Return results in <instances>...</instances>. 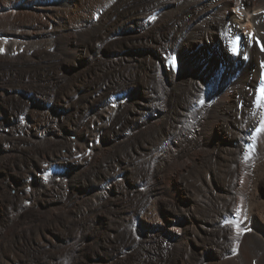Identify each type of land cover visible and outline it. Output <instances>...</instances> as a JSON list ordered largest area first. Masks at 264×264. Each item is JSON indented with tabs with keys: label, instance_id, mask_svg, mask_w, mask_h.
Listing matches in <instances>:
<instances>
[{
	"label": "bare ground",
	"instance_id": "1",
	"mask_svg": "<svg viewBox=\"0 0 264 264\" xmlns=\"http://www.w3.org/2000/svg\"><path fill=\"white\" fill-rule=\"evenodd\" d=\"M251 34L264 0H0V264H264Z\"/></svg>",
	"mask_w": 264,
	"mask_h": 264
},
{
	"label": "rangeland",
	"instance_id": "2",
	"mask_svg": "<svg viewBox=\"0 0 264 264\" xmlns=\"http://www.w3.org/2000/svg\"><path fill=\"white\" fill-rule=\"evenodd\" d=\"M101 12H102V10H101ZM95 20L97 21L98 20V18H95ZM162 57H163V55H162ZM163 59H164V57H163ZM118 93H122L123 95L122 96H128V93L126 92V91H122V92H118ZM118 93H116V95L118 94ZM129 97V96H128ZM100 142V140H98V143ZM52 170H54V171H59L60 170V167H52Z\"/></svg>",
	"mask_w": 264,
	"mask_h": 264
},
{
	"label": "snow or ice",
	"instance_id": "3",
	"mask_svg": "<svg viewBox=\"0 0 264 264\" xmlns=\"http://www.w3.org/2000/svg\"><path fill=\"white\" fill-rule=\"evenodd\" d=\"M150 19H154V17H150ZM234 50H235V49H234ZM0 51H2V50H0ZM261 97H264V89L261 90L260 96H258V101H259V99H260ZM246 159H247V157H246ZM226 223H229V221H226Z\"/></svg>",
	"mask_w": 264,
	"mask_h": 264
}]
</instances>
